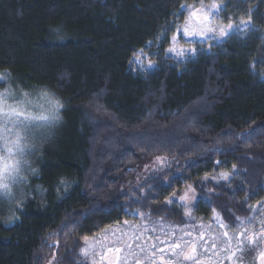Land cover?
<instances>
[{
    "label": "trees",
    "instance_id": "16d2710c",
    "mask_svg": "<svg viewBox=\"0 0 264 264\" xmlns=\"http://www.w3.org/2000/svg\"><path fill=\"white\" fill-rule=\"evenodd\" d=\"M198 10L258 30L174 56ZM0 75L59 102L26 190L0 198V264H88L87 240L141 218L242 234L264 207V0H0Z\"/></svg>",
    "mask_w": 264,
    "mask_h": 264
},
{
    "label": "rangeland",
    "instance_id": "374dc122",
    "mask_svg": "<svg viewBox=\"0 0 264 264\" xmlns=\"http://www.w3.org/2000/svg\"><path fill=\"white\" fill-rule=\"evenodd\" d=\"M214 25L219 26L205 20L202 10L194 12L182 29L184 43H174L171 53L179 58L186 57L194 52L195 44L219 39V31H216L215 38L205 35V29ZM145 65L140 62V69H146ZM5 80V76L0 78V82ZM27 98L26 94L11 86L0 89V172L7 178L5 183L12 190L9 196L6 190L0 189V198L9 201L16 196V192L26 190L34 171L39 139L51 137L56 123H53V117L59 110L57 102L48 96L33 100ZM5 163L7 170H4ZM12 165L19 167V174L12 171ZM182 197L180 204L186 207L197 199L190 187ZM240 232L227 229L217 217L206 224L183 228L151 224L141 218L130 226H111L87 240L83 255L88 264H238L240 246L255 245L254 238L264 237V207L255 211L247 222L246 230L242 234ZM261 253L256 250L251 259H245L244 264H249V261L251 264H264V257L260 260Z\"/></svg>",
    "mask_w": 264,
    "mask_h": 264
},
{
    "label": "snow or ice",
    "instance_id": "6c2138e0",
    "mask_svg": "<svg viewBox=\"0 0 264 264\" xmlns=\"http://www.w3.org/2000/svg\"><path fill=\"white\" fill-rule=\"evenodd\" d=\"M186 7V6H185ZM212 12L213 16H216L219 14V11H222V8L218 9H208ZM208 17H205V20H208ZM210 22V21H209ZM249 24H251V18L249 14V19L247 21L241 20L238 24H233L231 21L229 22L227 28L219 27V26H213L205 29V35H211L213 38H215L216 31H219L221 33L220 39H226L228 36L232 35L234 31H249V30H258L255 26V24H251V28H249ZM2 78V76H0ZM57 107H59V102H57ZM22 115V113H20ZM41 119H47V117H41ZM53 119H58V117L54 116ZM11 151V149H9ZM27 163V161H25ZM7 163L4 165V170H7ZM12 171L14 173L19 174L20 169L17 165H12ZM7 178L3 176L2 172H0V189L6 190V194L9 196L12 195L11 187L5 183V180ZM15 180L16 177H13ZM181 200H183V197H181ZM224 227H228V225H223ZM227 235V233H225ZM261 240L264 241V237H261ZM195 252V249H193ZM249 251H256L255 246H249L245 247L243 244L240 246V255L237 257L238 264H244L245 259H247V253ZM261 256L264 257V252L261 253ZM189 259H192V257H189ZM249 264H251V261H249Z\"/></svg>",
    "mask_w": 264,
    "mask_h": 264
}]
</instances>
